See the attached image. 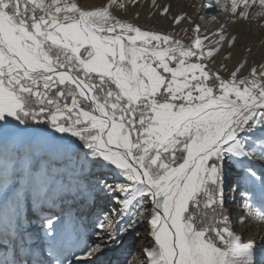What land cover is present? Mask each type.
<instances>
[{
    "label": "snow or ice",
    "instance_id": "6c2138e0",
    "mask_svg": "<svg viewBox=\"0 0 264 264\" xmlns=\"http://www.w3.org/2000/svg\"><path fill=\"white\" fill-rule=\"evenodd\" d=\"M113 6L125 8L118 0L94 9L76 0H0L3 127L9 117L45 122L78 137L101 166L124 178L102 184L116 204L95 224L108 240L96 232L75 259L90 264L146 220L154 238L143 250L146 264H262L255 242L242 244L233 231L225 183L237 171L264 188L252 165L264 161V64L240 76L242 63L222 76L206 61L226 39L223 27L209 34L187 13L174 17L193 26L185 44L118 18ZM227 10L237 20L264 17V0H230ZM21 175H30L27 160L10 156L5 184ZM240 194L248 213L264 222V201L257 208L248 189ZM47 228L55 229L51 219Z\"/></svg>",
    "mask_w": 264,
    "mask_h": 264
},
{
    "label": "rangeland",
    "instance_id": "374dc122",
    "mask_svg": "<svg viewBox=\"0 0 264 264\" xmlns=\"http://www.w3.org/2000/svg\"><path fill=\"white\" fill-rule=\"evenodd\" d=\"M83 1L80 0L87 9L102 5L106 0ZM118 2L125 4L123 9L114 6L118 18L144 30L170 34L185 44L190 43L193 26L185 21L176 24L174 17L187 13L200 24L202 32L209 34L223 27L226 39L222 46L216 45L219 51L206 61L209 68L222 76H229L242 63L240 76L248 75L251 67L257 66L259 70V65L264 64V17L252 18L250 14L247 20H237L227 10L230 0ZM207 4L214 7H204ZM165 7L169 9L167 13ZM255 11L257 8L253 6L250 13ZM233 36L235 44L231 42ZM211 39L214 42L217 37ZM45 127L51 128L50 125L36 127L41 130L4 127L3 134L0 133V264L5 259H14L17 264H55L57 258H66L72 264H89L75 259L74 254L83 255L80 249L97 239L96 232L108 240L95 224L116 204L111 199L113 194L102 190V184L103 181L121 183L124 178L114 166H101L98 161L102 158L93 157L90 150L80 147L83 141L78 137L52 132ZM86 152L89 153L87 157ZM12 155L21 162L27 160L30 175H21L6 185V162ZM252 165L258 178L264 175V161L253 160ZM245 188L251 198L249 202H255L259 208L264 201V188L258 179L252 183L237 171L230 172L226 179L225 208L240 242H255L256 257L264 253V222L255 219L243 207L240 193ZM144 206L150 210L151 201L145 202ZM47 219L53 221L54 230H48ZM153 243L147 221H140L134 229L122 232L118 242L89 258L90 264H127L128 261L146 264L143 250Z\"/></svg>",
    "mask_w": 264,
    "mask_h": 264
},
{
    "label": "bare ground",
    "instance_id": "6f19581e",
    "mask_svg": "<svg viewBox=\"0 0 264 264\" xmlns=\"http://www.w3.org/2000/svg\"><path fill=\"white\" fill-rule=\"evenodd\" d=\"M84 1H86V0H84ZM83 1V2H84ZM76 2H77V4L79 5V6H81L82 8H85V7H83V5L81 4V2H80V0H76ZM109 2V0H106L102 5H98V6H91V7H88L87 9H94V8H98V7H102V6H105L107 3ZM86 3V2H85ZM92 3V2H91ZM92 5V4H91ZM96 5V4H95ZM90 6V5H89ZM111 11L113 12V15H116V13H115V10H114V6H113V8L111 9ZM205 16V15H204ZM209 19V18H208ZM206 23V22H205ZM211 24V23H210ZM213 25V24H212ZM8 121H9V123L7 124V128H12V129H21L22 128V126H23V124H19V122H17V121H15V119L14 118H11V117H9L8 118ZM0 128H2L3 130H4V127H3V124H2V122H0ZM0 133H2L3 134V131L2 132H0ZM1 134V135H2ZM239 209H237V211H238ZM236 234H238V233H236ZM255 259H258V260H260L261 262H262V264H264V253H261L260 255H256V257H254Z\"/></svg>",
    "mask_w": 264,
    "mask_h": 264
},
{
    "label": "water",
    "instance_id": "95a60500",
    "mask_svg": "<svg viewBox=\"0 0 264 264\" xmlns=\"http://www.w3.org/2000/svg\"><path fill=\"white\" fill-rule=\"evenodd\" d=\"M21 129H29V130H41L42 128H36L34 126H30V125H27V124H23L22 128ZM44 129L46 130H50V131H55L54 129L52 128H48V127H45Z\"/></svg>",
    "mask_w": 264,
    "mask_h": 264
},
{
    "label": "trees",
    "instance_id": "16d2710c",
    "mask_svg": "<svg viewBox=\"0 0 264 264\" xmlns=\"http://www.w3.org/2000/svg\"><path fill=\"white\" fill-rule=\"evenodd\" d=\"M27 124H28V125H31V126H35V127L49 126V125H48L47 123H45V122L40 123V122H35V121H30V122H28ZM80 147H82V145H80Z\"/></svg>",
    "mask_w": 264,
    "mask_h": 264
},
{
    "label": "built area",
    "instance_id": "2783aa9c",
    "mask_svg": "<svg viewBox=\"0 0 264 264\" xmlns=\"http://www.w3.org/2000/svg\"><path fill=\"white\" fill-rule=\"evenodd\" d=\"M193 59H195V58H193Z\"/></svg>",
    "mask_w": 264,
    "mask_h": 264
}]
</instances>
